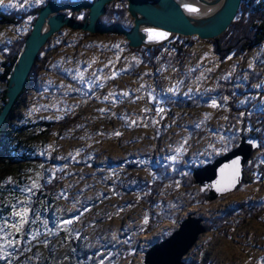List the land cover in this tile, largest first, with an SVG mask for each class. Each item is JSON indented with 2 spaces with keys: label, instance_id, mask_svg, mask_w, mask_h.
<instances>
[{
  "label": "rangeland",
  "instance_id": "rangeland-1",
  "mask_svg": "<svg viewBox=\"0 0 264 264\" xmlns=\"http://www.w3.org/2000/svg\"><path fill=\"white\" fill-rule=\"evenodd\" d=\"M46 1L0 0L17 19L0 23V75ZM126 7L112 0L101 19L129 26ZM180 36L154 60L122 34L68 26L43 45L5 125L36 159L0 160V264H145L188 213L205 230L184 264H264V177L213 197L191 174L255 135L242 121L264 117V39L221 59ZM259 138L245 166L264 159Z\"/></svg>",
  "mask_w": 264,
  "mask_h": 264
},
{
  "label": "water",
  "instance_id": "water-1",
  "mask_svg": "<svg viewBox=\"0 0 264 264\" xmlns=\"http://www.w3.org/2000/svg\"><path fill=\"white\" fill-rule=\"evenodd\" d=\"M112 0H47L38 9L14 63L7 73L6 100L0 108V126L10 112L19 93L28 83L29 74L43 45L61 27L68 26L90 33H119L130 47L159 44L149 38L147 27H155L171 34L196 35L210 39L220 35L231 23L241 0H200L219 4L209 13L195 16L179 0H127V11L133 19L129 26L101 19ZM87 9L83 20L73 12ZM65 10H68L66 12ZM168 35V36H169ZM261 146L256 135H242L238 144L213 161L193 167L191 174L200 189L210 188L211 196H220L235 190L243 180L246 161ZM205 230L203 218L188 213L165 238L154 242L144 253L145 264H184L183 258Z\"/></svg>",
  "mask_w": 264,
  "mask_h": 264
},
{
  "label": "trees",
  "instance_id": "trees-1",
  "mask_svg": "<svg viewBox=\"0 0 264 264\" xmlns=\"http://www.w3.org/2000/svg\"><path fill=\"white\" fill-rule=\"evenodd\" d=\"M39 9V8H38ZM36 10V13L38 12ZM16 17L14 15H8L0 10V23L16 22ZM184 38V42L189 40L190 36H180ZM264 39V0H241L238 7L237 13L232 19L228 27L218 36L209 39L213 43L214 51L218 56L223 59L229 54H239L247 48L259 44ZM162 44L158 45H147L142 46V52L144 56L150 60L159 54ZM177 50H181L182 42L174 43ZM17 53L13 54L7 60L3 61V71L1 72V79L7 82V73L10 71ZM30 77H28V83ZM27 83V84H28ZM24 89L19 93L15 104H13L10 112L8 113L5 122L0 126V160L5 158L9 163L16 160H29L36 159L31 157L25 150L19 152V147L21 145V140L17 139L14 144L11 143V130L5 129L9 118L12 116L15 105L19 102V97ZM6 87L3 89L1 94L0 108L6 100L5 95ZM42 124L48 126L47 122H42ZM245 130H249L251 133L261 137V131L264 129V117L260 118L252 113L248 117H245L242 121ZM27 128V125H19L17 132H21ZM264 177V159L259 161H252L250 164L244 167L243 180L242 181H252L255 177Z\"/></svg>",
  "mask_w": 264,
  "mask_h": 264
},
{
  "label": "bare ground",
  "instance_id": "bare-ground-1",
  "mask_svg": "<svg viewBox=\"0 0 264 264\" xmlns=\"http://www.w3.org/2000/svg\"><path fill=\"white\" fill-rule=\"evenodd\" d=\"M179 1L185 7L186 10H188L191 14L195 16L209 13L219 4V2L215 4H210L207 2H202L200 0H179ZM191 9H195V11ZM146 29L148 32V36L155 41L168 37V35L170 34V32L168 31L155 27H147ZM154 33H166L167 35L163 38H158L154 36Z\"/></svg>",
  "mask_w": 264,
  "mask_h": 264
},
{
  "label": "snow or ice",
  "instance_id": "snow-or-ice-1",
  "mask_svg": "<svg viewBox=\"0 0 264 264\" xmlns=\"http://www.w3.org/2000/svg\"><path fill=\"white\" fill-rule=\"evenodd\" d=\"M40 2V0H36V3H39ZM191 10H193V11H195V9H191ZM167 34L166 33H154V36L155 37H158V38H163V37H165ZM217 105H216V102L215 101H213V103H212V107H216ZM116 135H119V133H115ZM26 211V210H25ZM24 215V213H21V216H23ZM21 223H23V220H21ZM17 231H19V228L17 227V229H16Z\"/></svg>",
  "mask_w": 264,
  "mask_h": 264
},
{
  "label": "flooded vegetation",
  "instance_id": "flooded-vegetation-1",
  "mask_svg": "<svg viewBox=\"0 0 264 264\" xmlns=\"http://www.w3.org/2000/svg\"><path fill=\"white\" fill-rule=\"evenodd\" d=\"M84 17H85V16H84ZM83 19H84V18H83ZM83 19H82V20H83Z\"/></svg>",
  "mask_w": 264,
  "mask_h": 264
}]
</instances>
